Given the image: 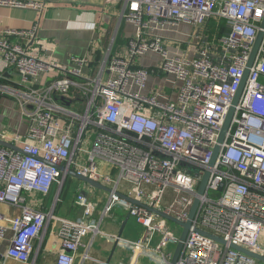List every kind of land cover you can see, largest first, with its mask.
<instances>
[{
  "label": "built area",
  "instance_id": "2783aa9c",
  "mask_svg": "<svg viewBox=\"0 0 264 264\" xmlns=\"http://www.w3.org/2000/svg\"><path fill=\"white\" fill-rule=\"evenodd\" d=\"M109 1L121 6L120 24L136 29L123 54L114 53L113 42L101 57L73 56L68 67L50 50L40 55L45 45L39 22L30 30L0 33V94L15 100L27 125L24 136L0 132V142L15 148L0 145V204L21 209L13 219L0 211V240L8 225L14 233L6 258L35 264L32 253L54 220L60 224L57 264H76L82 247L80 264H86L104 216L123 204L144 229L127 242L134 250L131 264L145 254L156 256V264H170L175 251L169 248L181 236L155 212L186 223L198 198L177 264H264L237 249L264 259V39L219 157L210 165L264 20V0ZM0 6L44 10L23 0H0ZM211 20L221 24V34L211 36ZM180 25L194 30L188 42L162 36ZM149 53L161 56L154 69L138 64ZM152 76L175 77L181 84L176 98L157 89L145 94ZM60 167L142 205L111 194L99 223L97 206L82 194L75 204L87 221L29 206L26 196L63 189L69 175Z\"/></svg>",
  "mask_w": 264,
  "mask_h": 264
},
{
  "label": "crops",
  "instance_id": "0c3cea01",
  "mask_svg": "<svg viewBox=\"0 0 264 264\" xmlns=\"http://www.w3.org/2000/svg\"><path fill=\"white\" fill-rule=\"evenodd\" d=\"M25 2L42 5L44 10L33 8H15L0 6V33L8 30H30L36 23H40L38 36L44 42L45 51L40 55L45 56L50 50L52 57L63 65L69 67L70 58L97 56L101 57L117 41L116 54H123L127 39L136 32L135 27L127 22L121 21V6L111 3L109 0H23ZM41 16V18H38ZM194 30L190 26L180 25L167 32H162V36L170 42L180 41L188 42L189 36ZM194 39L193 43L196 44ZM170 53H175L176 48L173 44L167 45ZM192 56V54H190ZM161 61L159 54L149 53L138 60V64L146 69L156 68ZM165 76H152L147 84L145 94L155 89L156 81L165 80ZM154 87V88H153ZM161 89L166 91V87ZM158 90V89H157ZM161 90L163 93L164 91ZM176 98V97H175ZM174 98V99H175ZM8 108V112L3 109ZM11 113L18 119H12ZM0 132L9 134L26 135L27 125L22 118L17 103L10 97L0 94ZM66 184L62 190L56 186L49 195L30 194L26 196L29 206L42 210L44 212H53L54 216L74 221H83V210L75 204L76 197L79 194L86 193L89 199L97 198L98 192L105 195L99 196L100 202H104L105 208L109 202L110 194L104 191L96 190L89 185L81 182L70 175L65 180ZM74 192V193H73ZM73 193V194H72ZM99 200V199H98ZM101 202V203H102ZM0 211L8 219L19 217L21 209L10 204H0ZM105 209L98 216L95 212L94 218L100 217L101 220ZM127 209L123 204H118L110 213L104 216L101 226L102 234L98 241L100 247L88 251L92 260L89 264H104L110 259L112 253L115 258L117 247H127L133 251V256L129 258V263L135 261L134 250L127 242L134 240L125 237L127 226L124 229L122 239L117 240L123 222L128 217ZM87 221V220H86ZM99 223V221L97 222ZM101 228V227H100ZM130 235L132 233L130 232ZM14 238L10 225L6 231L4 239L0 240V264H22L6 258L8 249L11 247ZM96 239V238H95ZM94 239V242H95ZM41 240V241H40ZM36 245L32 253V260L35 264H57V258L61 251L60 224L57 221H51L42 235V238ZM92 239L90 238V241ZM137 240V239H136ZM90 243V242H89ZM118 243L116 246L115 244ZM85 244H88V242ZM86 253V248L82 247L78 253L76 264L82 262V256ZM109 258V259H108ZM140 258V257H139ZM138 258V259H139ZM119 260V259H118ZM138 262V260H137ZM136 262V264H137ZM113 264L112 260L111 263Z\"/></svg>",
  "mask_w": 264,
  "mask_h": 264
},
{
  "label": "water",
  "instance_id": "95a60500",
  "mask_svg": "<svg viewBox=\"0 0 264 264\" xmlns=\"http://www.w3.org/2000/svg\"><path fill=\"white\" fill-rule=\"evenodd\" d=\"M263 39H264V20H263V23L261 25V29L259 30L258 32V35H257V39H256V42H255V45H254V48H253V51H252V54H251V57H250V60H249V63L247 65V68L245 70V74H244V77H243V82H242V85L239 89V91L237 92V94L235 95L234 97V100H233V103H232V106L231 108L229 109L228 111V114L225 118V122H224V125H223V128L221 130V133H220V136H219V140H218V144L217 146L215 147V150L213 152V156H212V160H211V167H213L215 164H216V161L219 157V154L221 152V146L222 144L224 143L225 141V138H226V135L228 133V130L231 126V123H232V120L234 118V115L236 113V107L239 103V100H240V97H241V94H242V90H243V86L245 84V81L247 80L248 76H249V73H250V69L258 55V51L260 49V46L263 42ZM7 77L9 76V74L6 75ZM0 145L5 147V148H11V149H15L13 146L7 144V143H4V142H0ZM60 169L64 172V171H67L68 175H70L71 177L81 181V182H84L85 184L89 185L90 187L96 189V190H99V191H104L106 193H109L110 195L111 194H115L117 197H119L120 199L126 201V202H129L130 204L132 205H137V206H141L142 204L137 201V200H134L120 192H113V190H111L110 188L104 186L103 184L91 179V178H88V177H85V176H81V175H78L74 170H66L65 168L63 167H60ZM210 177V170H208L206 173H205V176L201 182V185H200V188H199V195H204V193L206 192V186H207V182H208V179ZM221 189H222V186H221ZM83 196H88L86 193H82ZM199 205H200V200L197 198L195 201H194V204L192 206V209H191V212H190V215H189V220L188 222L186 223H181L179 222L178 220H176L175 218L169 216V215H166L164 214L163 212H160V211H156L155 213L158 214L159 216L163 217V218H166L167 220L175 223V224H178L180 225L182 228H183V233L181 235V238H180V242L178 243L177 247H176V250L174 252V255L172 257V260H171V263L170 264H177L178 260H179V257H180V254H181V251H182V248H183V244L188 236V233H189V230L192 226V222L197 214V211H198V208H199ZM130 220V216L128 215L127 219L123 222L122 224V227H121V230H120V233H119V237H118V240L121 239L122 235H123V232H124V229L125 227L127 226L128 222ZM218 242L224 244V241L220 240V239H216ZM116 246L118 245V243L115 244ZM233 248H236L235 246H233ZM238 250H240L241 252L253 257V258H256L258 260H261V261H264V259L254 253H250V252H247L245 250H242L240 248H237ZM112 257H113V254L111 255L110 259L107 261L106 264H110L111 263V260H112Z\"/></svg>",
  "mask_w": 264,
  "mask_h": 264
},
{
  "label": "rangeland",
  "instance_id": "374dc122",
  "mask_svg": "<svg viewBox=\"0 0 264 264\" xmlns=\"http://www.w3.org/2000/svg\"><path fill=\"white\" fill-rule=\"evenodd\" d=\"M117 45L118 44H117V41H116V45L114 43V50L117 49ZM165 78H167V79L162 80V81H156L155 84H154V87H155V89H158V90L161 91V90H163L161 88L165 86L166 87V91L163 90L164 91L165 98L172 99L173 100L176 97V89L178 87H180L181 84L179 82H177L176 78L173 77V76H165ZM17 108L19 110L18 105H17ZM3 111L4 112H8V108L3 109ZM19 112H20V110H19ZM10 117L12 119H14V118L15 119H18V117L16 115H13L12 113H11V116ZM114 176H116V174ZM97 194H98V199L99 200L97 198H93L91 200L97 206L96 214L98 216V213L101 214L102 211H103V209H105V204H104V202H102L103 200H101L102 203L100 202V197L99 196H102V195H105V194L103 192H98ZM97 216L94 218V220L96 222H98L99 221V218H100V217H97ZM130 219H131V221H130V223L128 225V228H127V232L125 234V237L130 238V239H132V240L135 241L136 239H138L141 236H143L144 229L133 218H130ZM171 226L174 229V231L176 232V234H178V235L181 236V234L183 232L182 227L179 226V225H176L174 223H171ZM101 229H104V225L101 226ZM130 232L132 233V235H130ZM90 238H91L90 236L86 237L85 238V242L86 243L88 242V244H89ZM100 238H101L100 235H98L96 237L95 242H94V245L92 247L93 250L94 249L96 250V249H98L100 247V245L98 243V241L100 240ZM169 250L171 252L172 251H175L176 250V247L171 246L169 248ZM114 253H115V256L116 257L112 259L113 264H128L129 263V258L131 256H133V254H132L133 251L131 249H129L127 247H122V246L117 247ZM111 255H112V253L109 255V258L111 257ZM158 256H160V254ZM156 261H157V257L156 256L149 255V254H145V255L141 256L138 259L137 264H156ZM90 262L91 261H87L86 264H89Z\"/></svg>",
  "mask_w": 264,
  "mask_h": 264
},
{
  "label": "trees",
  "instance_id": "16d2710c",
  "mask_svg": "<svg viewBox=\"0 0 264 264\" xmlns=\"http://www.w3.org/2000/svg\"><path fill=\"white\" fill-rule=\"evenodd\" d=\"M208 26H209V31H210L211 36L216 35L218 33L219 34L222 33L221 24L219 25V23H217L215 20H211ZM222 27H223V24H222Z\"/></svg>",
  "mask_w": 264,
  "mask_h": 264
}]
</instances>
